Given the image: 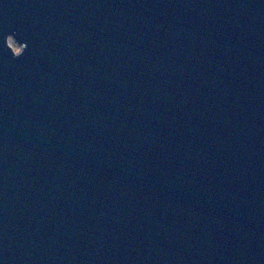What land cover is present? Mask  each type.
<instances>
[{"label":"water","instance_id":"95a60500","mask_svg":"<svg viewBox=\"0 0 264 264\" xmlns=\"http://www.w3.org/2000/svg\"><path fill=\"white\" fill-rule=\"evenodd\" d=\"M0 264H264V0H0Z\"/></svg>","mask_w":264,"mask_h":264},{"label":"rangeland","instance_id":"374dc122","mask_svg":"<svg viewBox=\"0 0 264 264\" xmlns=\"http://www.w3.org/2000/svg\"><path fill=\"white\" fill-rule=\"evenodd\" d=\"M10 44L11 46L14 48L15 52L17 51H21V46H19L16 42H14L12 39L10 40Z\"/></svg>","mask_w":264,"mask_h":264},{"label":"clouds","instance_id":"9594fccd","mask_svg":"<svg viewBox=\"0 0 264 264\" xmlns=\"http://www.w3.org/2000/svg\"><path fill=\"white\" fill-rule=\"evenodd\" d=\"M26 45H27V43H25ZM28 46V45H27ZM16 52H19V51H17L16 50ZM13 53V52H12ZM25 53V52H24ZM24 53H22L21 55H16V53H13V55L15 56V57H17V58H19V57H21Z\"/></svg>","mask_w":264,"mask_h":264}]
</instances>
